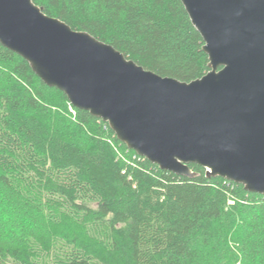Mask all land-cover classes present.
I'll return each mask as SVG.
<instances>
[{
    "label": "trees",
    "instance_id": "16d2710c",
    "mask_svg": "<svg viewBox=\"0 0 264 264\" xmlns=\"http://www.w3.org/2000/svg\"><path fill=\"white\" fill-rule=\"evenodd\" d=\"M144 70L210 71L181 0H31ZM161 170L0 44V264H264V194Z\"/></svg>",
    "mask_w": 264,
    "mask_h": 264
},
{
    "label": "water",
    "instance_id": "95a60500",
    "mask_svg": "<svg viewBox=\"0 0 264 264\" xmlns=\"http://www.w3.org/2000/svg\"><path fill=\"white\" fill-rule=\"evenodd\" d=\"M181 1L210 66L190 83L144 70L31 0H0V44L161 170L191 177L195 164L264 194V0Z\"/></svg>",
    "mask_w": 264,
    "mask_h": 264
}]
</instances>
